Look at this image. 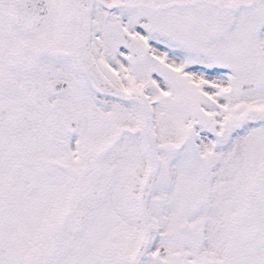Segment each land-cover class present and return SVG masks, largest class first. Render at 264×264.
Returning <instances> with one entry per match:
<instances>
[{
	"label": "snow or ice",
	"instance_id": "snow-or-ice-1",
	"mask_svg": "<svg viewBox=\"0 0 264 264\" xmlns=\"http://www.w3.org/2000/svg\"><path fill=\"white\" fill-rule=\"evenodd\" d=\"M0 264H264V0H0Z\"/></svg>",
	"mask_w": 264,
	"mask_h": 264
}]
</instances>
